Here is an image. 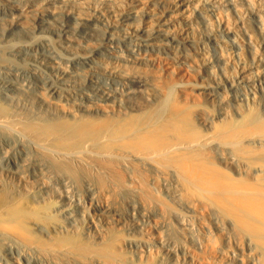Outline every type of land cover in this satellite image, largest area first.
<instances>
[{
	"label": "bare ground",
	"instance_id": "obj_1",
	"mask_svg": "<svg viewBox=\"0 0 264 264\" xmlns=\"http://www.w3.org/2000/svg\"><path fill=\"white\" fill-rule=\"evenodd\" d=\"M206 1L192 8L191 0H143L132 17L140 16L139 22L118 13L112 3L109 12L82 19L88 25L96 20L102 28L77 26L75 33L87 41L71 43L67 67L57 60L49 69L55 71L58 91L74 88L85 102L80 99L75 110L60 105L55 122L26 127L42 142H54L55 150L38 142L33 156L55 164L59 184L48 183L51 172L50 179L29 180L35 168L22 171L17 152L0 154V252L4 249L13 264H264V0ZM55 4L46 14L36 12L43 33L55 31L54 22L45 20L55 19L60 7ZM194 18L202 28L193 26ZM43 36L35 40L48 44L49 35ZM41 55L55 60V53ZM160 65L164 73L150 87V78L138 70ZM32 67L39 77L40 64ZM27 84L23 87L32 88ZM5 89L0 98L7 100L12 88ZM45 91L42 97L51 99ZM5 111L0 101V113ZM26 137L5 139L8 151L14 144L26 148ZM80 171L90 175L88 180L81 176L86 182L78 178Z\"/></svg>",
	"mask_w": 264,
	"mask_h": 264
},
{
	"label": "rangeland",
	"instance_id": "obj_2",
	"mask_svg": "<svg viewBox=\"0 0 264 264\" xmlns=\"http://www.w3.org/2000/svg\"><path fill=\"white\" fill-rule=\"evenodd\" d=\"M11 1V2H10ZM26 1H27V3H28V1H29V3L27 4L26 3ZM33 1H35L34 3H33ZM42 1V2H41ZM51 1V2H50ZM60 1H62V0H47V1H45V0H0V9H1V12H0V21L1 20H3L2 22H0V24L1 25H3V26H1L0 25V44L1 43H3L1 46H2V48H1V46H0V50H2V51H0L1 53H0V90H6L5 88H12V90L11 91H6L7 93H9L11 96H10V99H7V100H4V99H2V98H0V101H1V103L3 104V106L4 107H6V109H7V111H5V112H3V113H0V121H2L3 120V122H5V121H9L10 122V124H9V122L7 123H5V125H0L1 127H3L4 126V129H6L7 128V130H4V129H2L1 127H0V154H5L6 152V154H8V153H15V152H17L16 154H17V157H19V160H17V164H18V162L21 164H18V165H20V166H18L22 171H24V170H26V171H28L29 172V168H35V171H30V176H27V178L29 179V180H31L32 181V179L34 180V178H36V177H41V175H42V179H44L43 177H45V179H48L47 177H51V180L54 182V184H53V182H48L50 185H52V186H56L57 185V183L59 184V182H60V179H57V172H56V169H55V164L53 163V165L52 164H49V163H51V161L50 160H45V158H42L40 155H38L37 154V157L38 158H35L36 156H33L34 154H36L37 152H36V147H42V146H44V147H47L48 149H50V150H55V146H53L54 144V142L51 140V141H49V140H46V141H44V142H42L39 138H37L36 137V135H34L33 136V134L29 131H26V127H29L30 125H39V122L40 123H50V121L51 122H55V111H57V110H60L61 108H62V106H60V105H63V107L64 108H62V109H66L67 107L69 108V107H71V109L70 110H75V109H77L78 108V106H79V104L81 105V101H80V99L83 101V103L85 102V100L84 99H82L83 98V94L82 93H80L79 91H77V90H75L74 88H64L63 86H62V88H64L65 90L63 91V89L62 90H59L60 91V93H59V91H58V89H57V87H56V83H55V71H51L50 69H49V65H55L57 62V60H59V62H60V64H61V66L62 67H67V65H68V63H67V58L69 57V53L71 52V47H73V45H76V42L78 41L79 42V40H80V42L83 40V42H81V43H84V42H86L87 41V37H84V35H79V33L77 34V33H75L76 31H75V29H77L79 26H80V28L81 27H97V24H95V23H98L99 25H101V23H99V22H96V20H95V23H94V25H88V23H86V21H82V19H85L86 17H88L89 15H96V13H97V15L98 14H100L101 12H105L106 11V13L107 12H109L112 8H113V6H114V8L115 9H117V11H118V13L120 12V13H122L123 11V13L124 14H127L128 16L130 15V17H131V21L132 20H134V21H136V22H139V20H141V19H138V18H136V19H134V18H132V17H135V14L139 11V13H140V11L142 10L141 9V6H142V1L141 0H127V2L125 1V0H118L119 1V4L121 5V3H122V5L120 6L119 4H118V1H112V0H88V2L86 1V0H84L85 2L83 3L81 0L79 1V2H81L79 5H78V1L77 0H75V1H73L72 0V2L70 1V0H65V3H63V5H61V3H60ZM67 1V2H66ZM70 1V2H69ZM77 1V2H76ZM90 1V2H89ZM92 1V2H91ZM140 1V2H139ZM192 1H193V3H192ZM196 1V3H194ZM199 1V2H198ZM39 2V3H38ZM56 3L55 5H57V4H59V6L60 7H58L57 9H55V19H52V18H50V17H45L44 19L45 20H47L48 22H50V23H52V21L54 22V23H52V25L53 24H55L54 26H56L55 27V31H51V32H45V33H43V32H41V27H40V24H39V19H38V16L40 15V14H38V13H36V12H39V13H43V12H45V14H46V12H48L49 11V9L51 10V8H50V5L52 4V3ZM87 2V3H86ZM115 2H117V3H115ZM124 2V3H123ZM130 2V3H129ZM206 0H191V3H190V5H192L191 7L192 8H194L195 7V5H197V4H200V5H197V6H203V4H206ZM2 3V4H1ZM9 3V4H8ZM19 3V4H18ZM31 3V4H30ZM37 3V4H36ZM69 3V4H68ZM73 3H74V5H73ZM89 3V4H88ZM90 3L93 5H90ZM94 3H96L95 5H94ZM112 3H114V5L112 4ZM126 3V4H125ZM39 4V5H38ZM45 6H44V5ZM50 4V5H49ZM66 4V5H65ZM83 4H85V5H83ZM87 4V5H86ZM99 4V5H98ZM101 4V5H100ZM116 4H118V5H116ZM195 4V5H194ZM5 7H4V6ZM6 5H9V6H7L6 7ZM26 5V6H25ZM27 5H28V8L30 9L31 7V9L33 10V13H32V11L30 12L29 11V9H27L26 7H27ZM31 5V6H30ZM37 5V6H36ZM82 5V6H81ZM109 5V6H108ZM124 5H128L129 6V10L128 9H126V7H128V6H124ZM132 7H131V6ZM2 6V7H1ZM18 6V7H17ZM39 6V7H38ZM44 6V7H43ZM84 6H85V8H87L86 10L84 9ZM94 6H98V8H99V10H98V8H95ZM102 6V7H101ZM3 7L5 8V9H3ZM12 7V8H11ZM21 7V8H20ZM24 8V10H25V12H26V14H25V12H24V10H23V8ZM48 7H49V9H48ZM105 7V8H104ZM123 7V8H122ZM140 8L141 10H138V8ZM8 8V9H7ZM36 8V9H35ZM43 8H46V9H43ZM89 8V9H88ZM109 8V9H108ZM113 8V9H114ZM119 8H120V10H119ZM132 8H134V9H132ZM221 10H226L223 6H221ZM12 11H11V10ZM15 9V10H14ZM19 10V12H18V10ZM35 9V10H34ZM38 9H41V10H38ZM43 9V10H42ZM90 9H92L93 11H89ZM96 9H97V11H96ZM103 9V10H102ZM107 9V10H106ZM124 9H126V10H124ZM137 10V11H134V10ZM3 10H5V11H3ZM22 10H23V12H22ZM37 10V11H36ZM45 10V11H44ZM57 10V11H56ZM71 10V11H70ZM221 11L222 12V14L223 15H226L225 14V11ZM20 11H21V13H20ZM29 11V12H28ZM34 11H35V13H34ZM61 11V12H60ZM68 11V12H67ZM74 11V12H73ZM79 11V12H78ZM84 11V12H83ZM88 13H87V12ZM130 11V12H129ZM4 12V13H3ZM7 12V13H6ZM12 12V13H11ZM27 12H28V14L29 13H31V14H29V20L28 19H26L27 17L26 16H24V14L25 15H27ZM62 12H63V14H64V16H63V14H62ZM90 12V13H89ZM224 12V13H223ZM227 12V11H226ZM13 13H15V14H13ZM23 13V14H22ZM57 13V14H56ZM60 13V14H59ZM66 13V14H65ZM78 13H80V14H78ZM87 13V14H86ZM6 14V15H5ZM74 15L75 14V16H78V17H80L81 18V20L79 19L78 20V22L77 23H75L70 17H68V15L69 16H72V15ZM86 14V15H85ZM89 14V15H88ZM133 16H132V15ZM9 15L11 16V17H9ZM13 15H15V16H13ZM31 15H33L34 17H32ZM57 15H59V16H57ZM60 15H61V18H60ZM83 15V16H82ZM96 15V16H97ZM5 16H7V18L5 17ZM12 16L14 17V19H12ZM28 16V15H27ZM82 16V17H81ZM138 16V14L136 15V17ZM37 19H36V18ZM56 17H58V21L56 20ZM4 18V19H3ZM6 18V19H5ZM11 18V19H10ZM20 18V19H19ZM7 19H8V22H7ZM25 19V20H24ZM35 19V20H34ZM64 19V20H63ZM196 19H197V21H196ZM194 18V20H192V24H193V26H196L197 25V27L199 28V26H200V28H202L201 26H203V22H201V20L199 21V18ZM5 20V21H4ZM18 20V21H17ZM20 20V21H19ZM26 21V22H24V21ZM31 20V21H30ZM231 20H232V23L234 22V19H232L231 18ZM22 21V22H21ZM33 21V22H32ZM6 24H5V23ZM18 22V23H17ZM28 22V23H27ZM31 22V23H30ZM36 22V23H35ZM65 22V23H64ZM136 22H134V24L135 25H137L136 24ZM193 22H195V23H193ZM33 23V24H32ZM61 23V24H60ZM201 23V24H200ZM7 26V28H6V26ZM23 24H24V26H23ZM37 24V25H36ZM58 24V25H57ZM194 24H196V25H194ZM21 25V26H20ZM27 25V26H26ZM28 25H30V27L28 26ZM65 25L67 26V27H65ZM72 25V26H71ZM76 25V26H75ZM88 25V26H87ZM122 27H126L125 25H123L122 23L120 24ZM133 25V24H132ZM19 26V27H18ZM23 26V27H22ZM36 26H38V27H36ZM57 26H59V27H57ZM62 26V27H61ZM78 26V27H77ZM18 27V28H17ZM22 27V28H21ZM29 27V28H28ZM99 27H101V26H99ZM99 27H97V28H99ZM4 28V29H3ZM13 28V29H12ZM15 28V29H14ZM25 28V29H24ZM32 28H34V29H32ZM102 28V27H101ZM6 29H7V31H6ZM30 29H31V31H30ZM58 29V30H57ZM62 29V30H61ZM66 29V30H65ZM235 29H237V28H235ZM5 30V31H4ZM29 30V31H28ZM33 30V31H32ZM2 31V32H1ZM16 31V32H15ZM20 31V32H19ZM59 31V32H58ZM65 31V32H64ZM18 32V33H17ZM36 32V33H35ZM57 32V33H56ZM29 33L31 34V36L29 35ZM64 33V34H63ZM6 34V35H5ZM37 34V35H36ZM41 34H42V37H44L43 35H45V37L47 36V35H49V36H47V37H49V43L48 44H45V45H41V42H40V40L42 39V38H40L39 39V41L38 40H35L37 37L39 38V36L41 37ZM61 34H62V36L63 37H61ZM74 34V35H73ZM76 34V35H75ZM99 34V33H98ZM98 34H96L95 35V37H94V39H99L100 38V35H98ZM55 35V36H54ZM59 35V36H58ZM69 35V36H68ZM72 35V36H71ZM5 36H6V38H5ZM32 36H36L35 38L34 37H32ZM50 36H54V38L53 37H50ZM69 37V39H68V37ZM74 36H75V38H76V36H78V40H76L75 38H74ZM99 36V37H98ZM26 37V38H25ZM22 38V39H21ZM51 38V39H50ZM54 39V41H53V43L55 42V41H58V40H60V41H58V42H55L56 43V45H55V43L54 44H52V41H50V40H53ZM56 38V39H55ZM63 38V39H62ZM75 40H73V39ZM80 38V39H79ZM9 39V40H8ZM66 39V40H65ZM70 39L72 40V41H70ZM82 39V40H81ZM16 40L18 41V42H16ZM23 42H22V41ZM28 40V41H27ZM32 40H33V42H32ZM34 40H35V42H34ZM10 41V42H9ZM13 41H15V42H13ZM29 41H31L30 43H33V44H30L29 45ZM37 41V42H36ZM26 42H28L27 44V46H28V48H27V46H26ZM60 42H63V44L61 43L60 44ZM67 42V43H66ZM75 42V43H74ZM14 43V44H13ZM18 43V46H16V48L15 47H13V46H15L16 44ZM20 43V44H19ZM25 43V45H23ZM70 43V44H69ZM73 45H72V44ZM9 46H8V45ZM22 44V45H21ZM37 44V45H36ZM40 44V45H39ZM67 45V47H66V45ZM6 45V46H5ZM11 45V46H10ZM38 45H39V52L37 51V48H38ZM61 45H63V46H61ZM70 45H72V46H70ZM5 46V47H4ZM29 46H33V48L32 47H30L29 48ZM41 46H42V48H41ZM44 46V47H43ZM47 46V47H46ZM49 46L51 47V48H49ZM55 46V47H54ZM8 47H12L11 49L10 48H8ZM19 47V48H18ZM56 47H58L59 48V50L56 48ZM14 48V49H13ZM36 48V49H35ZM60 48H62V49H60ZM9 50V51H7V50ZM31 49V50H30ZM35 51H34V50ZM42 49V50H41ZM45 51H44V50ZM52 49V50H51ZM54 49H56V50H54ZM70 51H69V50ZM4 50V51H3ZM18 50V51H17ZM23 50V51H22ZM28 52H27V51ZM52 52H51V51ZM64 51V55L62 54L63 53V51ZM31 51L33 52V53H31ZM46 52L47 54H49V52L51 53V55L53 56V54L55 53V55L53 56V58L55 59V60H53V59H51V58H49V57H44L43 55H41L42 53H44V52ZM56 51H58V53H61L62 54V56H64V58L61 56V54L59 55ZM62 51V52H61ZM180 51V53H183L184 51L182 50H179ZM2 52H4V53H2ZM6 52H7V55H6ZM37 52V53H36ZM54 52V53H53ZM69 52V53H68ZM189 53V52H188ZM33 54V55H32ZM37 56H36V55ZM67 54V55H66ZM184 54H185V52H184ZM3 55V56H2ZM30 55V56H29ZM58 55L59 56H61V60H60V57H58ZM68 56V57H66V56ZM8 58H7V57ZM10 56V57H9ZM15 56H17V57H15ZM12 57V58H11ZM36 57H38V58H36ZM59 59H58V58ZM65 57H66V59H65ZM5 58V59H4ZM7 59V60H6ZM10 60V62H9V60ZM16 59L19 61V62H17L16 61ZM20 59V60H19ZM28 60V62H30V63H28L27 62V60ZM41 59V60H40ZM62 59H63V61H62ZM5 60H6V62H5ZM13 60V61H12ZM48 60H50V61H48ZM23 61H24V63H23ZM32 61V62H31ZM34 61V62H33ZM48 61V62H47ZM62 61V62H61ZM181 61H185V59H184V57L181 59ZM15 62V63H14ZM26 62H27V65H26ZM45 62V63H44ZM58 62V63H59ZM64 62V63H63ZM19 63V64H18ZM35 63V64H34ZM37 63V64H36ZM43 63V64H42ZM49 63H51V64H49ZM63 63V64H62ZM65 63H66V65H65ZM3 64V65H2ZM7 64H9L8 66H7ZM10 64H11V66L13 67V68H11V66H10ZM16 64H18L17 66H18V68L16 67ZM39 64H40V66H41V68H40V70L38 71V66H39ZM4 65H5V67H4ZM23 65V66H22ZM36 65H38L37 67H36ZM2 66V67H1ZM7 66V67H6ZM22 66V67H21ZM32 66H35L36 67V69H37V72H38V74L40 75L39 77H37V76H35L34 75V69H33V67ZM48 66V67H47ZM15 67V68H14ZM29 67V68H28ZM30 67H32V68H30ZM42 67H43V69H44V71H43V69H42ZM80 68H78L77 70H79L78 72H80V70L81 71H84V68L83 67H81V66H79ZM163 66H158V67H156V66H153V67H149L148 69H145V70H147V71H145L144 70V68L142 67V69H139L138 70V73H141V75L145 78V77H147V78H145V79H149V81L147 80V84H149L150 85V87H151V85L152 84H150V83H155V82H158V80L157 79H159L160 77H159V75H162L164 72V67L162 68ZM8 68V69H7ZM25 68V69H24ZM82 68V69H81ZM141 68V67H140ZM152 68V69H151ZM154 68V69H153ZM159 68V69H158ZM162 68V69H161ZM18 69V70H17ZM22 69H23V72H22ZM30 71V73H31V75L29 74V71ZM149 69H151L152 71H150ZM157 70V72H156V74H154L155 72L154 71H156ZM4 71H5V73H4ZM26 71V72H25ZM46 71V72H45ZM48 71V72H47ZM143 71V72H142ZM3 72V73H2ZM45 72V73H44ZM148 72V73H147ZM150 72V73H149ZM151 72H154L153 74H151ZM161 72V73H160ZM163 72V73H162ZM21 73V74H20ZM49 73V74H48ZM142 73H145L144 75L142 74ZM160 73V74H159ZM20 74V75H19ZM43 74V75H42ZM45 74V75H44ZM48 74V75H47ZM80 74H82V75H80ZM80 74H79V76H85V72L83 73V72H80ZM146 74H147V76H146ZM4 75V76H3ZM6 75V76H5ZM8 75V76H7ZM14 75H17L16 77L14 76ZM49 75H51L50 76V78H47V77H49ZM153 75V76H152ZM155 75V76H154ZM157 75V76H156ZM1 76H2V79H1ZM12 76H13V78H12ZM25 76V77H24ZM43 76H44V78H45V80L43 79ZM20 77V78H19ZM23 77V78H22ZM151 77L155 80L157 77V79H156V81H152L153 79H151ZM155 77V78H154ZM7 78V79H6ZM10 78V79H9ZM19 80V81H21V82H19L17 79ZM25 78H28V79H25ZM40 78H42V79H40ZM48 80H47V79ZM54 78V79H53ZM12 79H15V80H12ZM22 79H25L24 81L22 80ZM79 79H80V77H79ZM4 80V81H3ZM8 80V81H7ZM28 80V81H27ZM46 80H47V82H46ZM52 80V81H51ZM78 80V79H77ZM14 81V82H13ZM18 82V85H17V83L16 82ZM32 81H33V83H32ZM43 81V82H42ZM45 81V82H44ZM6 82H12V85H14V87L13 86H10V85H6L7 83ZM25 84H27V82H28V84H33V85H31V87L33 88L34 87V89L32 90V88H30V86L28 85V88H27V86H26V88H24L25 87V85H23V83ZM48 82H50L49 83V85L50 86H52L51 88H50V86L48 85ZM52 82V83H51ZM149 82V83H148ZM19 83H21L20 85H19ZM46 83V84H45ZM54 83V84H53ZM37 84V85H36ZM44 84V85H43ZM53 84V85H52ZM16 85V86H15ZM38 85H42L43 87H44V89L46 88V90L49 88V89H51V90H49L48 89V92L47 91H45L44 89H43V92H42V86L41 87H39ZM18 86H19V88H18ZM20 86H22V87H20ZM24 86V87H23ZM39 88H38V87ZM46 86V87H45ZM48 87V88H47ZM56 88V90H55V88ZM61 87V86H60ZM53 88V89H52ZM21 89V90H20ZM27 91H25V90ZM39 89L41 90V91H39ZM68 91H67V90ZM69 89L70 90H72L73 91V93H74V97H73V93L72 94H69V93H71L70 91H69ZM28 90H30L31 92H32V94H31V92L29 91V94H27L28 93ZM36 90H37V92L39 91V92H41V94H39V92L37 93L38 95H36V94H34V93H36ZM25 91V92H24ZM35 91V92H34ZM44 91H45V93H46V95L49 97V98H51L52 99V102H51V99H49V100H46L47 99V97H46V99H44L45 97H42L43 95H44ZM53 91V92H52ZM65 92V94H64V96L61 98V97H58V94L59 95H63V92ZM67 91V92H66ZM75 91H77V92H75ZM14 92V93H13ZM23 92V93H22ZM61 92H62V94H61ZM69 92V93H68ZM17 95H16V94ZM48 93V94H47ZM52 95L53 94V96H50V94ZM55 93V94H54ZM58 93V94H57ZM77 93H78V95H77ZM80 93V94H79ZM25 94V95H24ZM66 94H67V96L69 97V98H67V96H66ZM22 95V96H21ZM27 95V96H26ZM28 95H30V96H28ZM40 95H41V97H40ZM56 96V97H55ZM66 96V97H65ZM72 96V97H71ZM78 96H79V98H78ZM82 96V97H81ZM15 97V98H14ZM23 97V98H22ZM39 97V98H38ZM53 97H55V98H53ZM76 97H77V99H76ZM35 100H34V99ZM45 101H44V100ZM55 99V100H54ZM60 99V100H59ZM62 100V101H61ZM76 100V101H75ZM48 101H49V103H48ZM78 101V102H77ZM13 102V103H12ZM75 102V103H74ZM20 103H22V104H20ZM39 103V104H38ZM52 103V104H51ZM58 103H59V105H58ZM63 103V104H62ZM5 104V105H4ZM16 104V105H15ZM24 104V105H23ZM28 104V105H27ZM31 104V105H30ZM65 104V105H64ZM49 105V106H48ZM53 105V106H52ZM66 105H67V107H66ZM22 106V107H21ZM43 106V107H42ZM17 107V108H16ZM32 108V109H31ZM43 108V109H42ZM53 108V109H52ZM67 108V109H68ZM28 111H27V110ZM48 109V110H47ZM68 109V110H69ZM9 110V111H8ZM16 112H15V111ZM18 110H19V112H18ZM32 110H34V111H32ZM23 112V116H25L24 118H23V116H22V112ZM25 111V112H24ZM30 111V112H29ZM13 112V113H12ZM15 112V113H14ZM33 112V113H32ZM26 113V114H25ZM29 113H30V115H29ZM40 114V115H38V114ZM45 113V114H44ZM14 114V115H13ZM32 115V116H31ZM35 115H36V117H35ZM14 116V117H13ZM19 117V118H15V117ZM27 116V117H26ZM42 116V117H41ZM29 117V118H28ZM31 117V118H30ZM33 117V118H32ZM47 117V118H46ZM10 118H12V122H11V119ZM28 118V119H27ZM38 118V119H37ZM40 118H41V120H40ZM2 119V120H1ZM14 119H15V121H14ZM17 119V120H16ZM34 121H36V122H33V123H31L33 120ZM5 120V121H4ZM26 120H28V122L26 121ZM37 120H39V121H37ZM45 120V121H44ZM21 123H20V122ZM29 121H31V122H29ZM18 122H19V124L21 125H19L18 126ZM0 123H2V122H0ZM25 123V124H24ZM11 125V126H10ZM22 125H23V128L25 129H23L22 128ZM26 125V126H25ZM29 125V126H28ZM6 127V128H5ZM19 127L20 128H22L21 130L19 129ZM11 128H12V131H13V133H14V135H13V133H12V131H11ZM13 128H14V130H13ZM9 129V130H8ZM16 130H19V131H16ZM3 131H5L4 133H3ZM6 131L8 132V131H10L9 133H10V135H8L9 133H6ZM16 132V134H15V132ZM18 132H20V133H18ZM26 132V133H25ZM12 133V134H11ZM22 133V134H21ZM29 133V134H28ZM5 134H7V135H5ZM18 134H20V135H25V137L26 138H28V140L30 141L29 142V144H27V146H26V148H22V147H20L19 145H15L14 144V146H13V149L11 148V149H9V151H8V149H7V146H6V143H5V139H9V138H11V139H9V141L10 142H13V141H15V140H12V139H14V137H16V135L18 136ZM32 134V135H31ZM13 135V136H12ZM5 136H6V138H5ZM4 137V138H3ZM30 137H31V140H30ZM33 138V139H32ZM35 138V139H34ZM39 141H38V140ZM32 140H34V141H32ZM1 141H3V142H1ZM41 141V142H40ZM48 141H49V143H48ZM38 142H39V144H40V146H39V144H38ZM4 145H3V144ZM35 143V144H34ZM45 143V144H44ZM37 144V145H36ZM48 144V145H47ZM3 145V146H2ZM30 145V146H29ZM52 145V146H51ZM19 146V147H18ZM4 147V149H2ZM30 148L29 150H30V152H29V150L27 149V148ZM33 147H34V149H33ZM17 148V149H16ZM15 149H16V151H15ZM24 149V150H23ZM21 150V152H19V151ZM28 150V151H27ZM81 150H84V148H82ZM29 152V154L30 155H28V156H26L27 155V153ZM26 154V155H25ZM32 154V155H31ZM29 156H31V157H29ZM24 159H22V158ZM32 158V159H31ZM42 159V160H44V161H42V160H39V159ZM18 159V158H17ZM35 159H37V160H35ZM27 162H26V161ZM26 163H25V162ZM38 161H42L41 163H39ZM47 161H50V162H47ZM49 166H47V165H45V166H43L45 163ZM42 163H43V165H42ZM27 164H28V166H27ZM34 165L35 167H32V165ZM24 165V166H23ZM37 165V166H36ZM51 165V166H50ZM27 166V167H26ZM47 166V167H46ZM24 168V169H23ZM26 168V169H25ZM51 168V169H50ZM53 169L55 170V171H53ZM50 170V171H49ZM87 171V170H86ZM25 172V171H24ZM28 172H26L25 174L27 175L28 174ZM46 172V173H45ZM49 172H51V173H49ZM52 172L53 173H55L56 172V174H52ZM80 172H82V171H80ZM79 172V173H80ZM48 173H49V176H47L48 175ZM83 173V174H82ZM81 174H79L80 175V177L82 176V177H84V179L85 180H88V176H90V175H88V173L86 174V176H85V171H83ZM28 174V175H29ZM47 174V175H46ZM54 175V176H53ZM56 177V179H55V181H54V179H53V177ZM77 176V175H76ZM50 177H49V179H50ZM79 176H78V178L80 179V180H83L84 182H86L82 177V179L80 178ZM71 179H73V178H71ZM76 179H77V177H76ZM58 180H59V182H58ZM78 180V179H77ZM76 180V181H77ZM80 180H78V182L80 181ZM57 181V182H56ZM83 181H81V182H83ZM56 183V184H55ZM79 184H83V183H79ZM2 250V249H1ZM0 250V251H1ZM5 251H4V249H3V252H0V256L1 257H3L4 255V257L6 258V260H9L10 261V264H13V262H12V260L6 255V253H4ZM3 257V258H4ZM5 258H4V261H3V259L2 258H0V264H8V263H6V260H5ZM1 260L3 261L2 263H1ZM8 262V261H7Z\"/></svg>",
	"mask_w": 264,
	"mask_h": 264
}]
</instances>
